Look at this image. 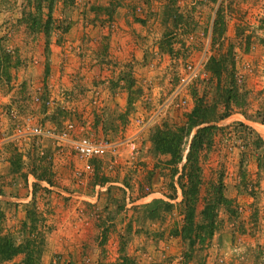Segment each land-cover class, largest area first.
Masks as SVG:
<instances>
[{"label":"rangeland","instance_id":"rangeland-1","mask_svg":"<svg viewBox=\"0 0 264 264\" xmlns=\"http://www.w3.org/2000/svg\"><path fill=\"white\" fill-rule=\"evenodd\" d=\"M108 1L38 10L0 0V236L19 250L0 264L180 261L177 173L151 135L181 125L200 98L210 121L185 136L176 167L195 129L213 126L199 195L220 182L230 203L215 207L211 237L184 264H264V0ZM220 53L233 68L208 70ZM79 137L105 142V153L76 155L67 140ZM157 198L172 203L161 220L149 216Z\"/></svg>","mask_w":264,"mask_h":264},{"label":"trees","instance_id":"trees-1","mask_svg":"<svg viewBox=\"0 0 264 264\" xmlns=\"http://www.w3.org/2000/svg\"><path fill=\"white\" fill-rule=\"evenodd\" d=\"M55 0H26L22 7H36L40 9L43 5L46 7H51V4ZM64 3H70L71 0H62ZM216 0H201L198 2L199 5L205 6V4H215ZM122 0H109L106 7H116ZM177 0H167L163 7H178ZM21 20L26 23L29 19L28 12H22ZM174 17H180L174 12ZM170 16V15H169ZM222 31V30H221ZM221 31H216L218 35ZM167 35V32L164 33ZM230 55V54H229ZM228 57V56H227ZM229 61V62H228ZM208 64L206 68L210 71L223 70L228 71L233 68L232 59L227 60L223 53L218 54V56H213L207 61ZM227 102V98L223 99ZM194 106L190 112L185 115V121L174 129L167 127L158 128L151 135L152 149L157 154L166 155L167 163L170 166L171 177L177 173L176 184L180 192V200L177 202L178 213L181 215L180 225L172 226L170 230L171 234L177 236L181 242L182 255L181 260L177 263H172L170 259H164L161 261H152L149 264H184L189 259H191L192 252L195 251L196 247H200L206 239H209L212 235L214 229V218H215V207L221 204L224 207H228L230 201L227 199L221 190L220 182L213 187L211 193H207L208 197H201L199 195V186L201 181V162L205 155L206 149L212 144V137L209 135H204L203 133L213 128L211 125H205L202 127H197L195 132L191 135L188 143L187 150L184 154V161L182 162L179 170H177L176 165L180 162L182 158V143H184L185 136L191 131V129L197 125L210 121L211 118L208 103L203 102L200 98L194 102ZM228 113H223L219 118L227 116ZM261 122L264 123V115L261 117ZM186 142V140H185ZM38 159V156H37ZM10 166L13 167L15 162L10 158ZM41 162V161H39ZM42 163V162H41ZM37 165L42 167L43 163ZM33 166V165H32ZM99 164L96 166L98 168ZM30 173L33 177L38 180H43L46 183H50L49 178L40 169L36 172L37 168L33 167ZM15 169V167H13ZM102 178V177H101ZM172 180V179H171ZM106 181V178L100 180ZM172 193L163 194L166 199L171 200L175 198L176 187L171 181L169 183ZM145 189H149V185H145ZM147 191H143V196L147 194ZM201 203V208L197 210V206ZM145 204L144 206H146ZM150 205H153L149 210V216L152 218L157 217L159 220L162 219L158 212H168L172 203L162 200L161 198L152 199ZM35 246V245H34ZM195 249V250H194ZM5 251L9 252L5 253ZM18 247L13 245L12 242L4 237L0 236V255L5 253L4 256H10L18 252ZM29 255V253H28ZM26 264H35L34 259L31 260L29 257L26 260ZM117 264H134V262L124 253L120 255L119 262Z\"/></svg>","mask_w":264,"mask_h":264},{"label":"built area","instance_id":"built-area-1","mask_svg":"<svg viewBox=\"0 0 264 264\" xmlns=\"http://www.w3.org/2000/svg\"><path fill=\"white\" fill-rule=\"evenodd\" d=\"M30 132L34 135L45 134L40 127L33 126L30 129ZM47 132V131H46ZM50 136H54L58 139H67L65 138V133H60L53 135L48 132ZM71 150L80 157H98L105 153L107 149V144L102 141H93L87 137H79L76 139H68Z\"/></svg>","mask_w":264,"mask_h":264}]
</instances>
